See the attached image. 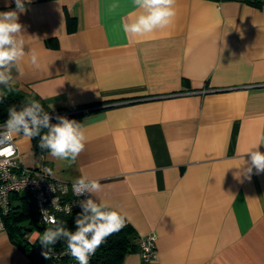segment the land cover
Masks as SVG:
<instances>
[{
  "label": "crops",
  "instance_id": "obj_1",
  "mask_svg": "<svg viewBox=\"0 0 264 264\" xmlns=\"http://www.w3.org/2000/svg\"><path fill=\"white\" fill-rule=\"evenodd\" d=\"M25 6L24 50L39 66L26 55L15 86L52 109L91 105L53 115L85 110L65 116L87 137L74 164L17 135L19 163L97 180L93 199L138 237L154 234L151 264H264V173L243 174L247 152H264V0H176L171 25L143 37L123 31L133 0ZM15 7L0 0V12ZM40 235L25 237L39 245ZM0 264L65 263L33 258L4 230ZM120 264H140L138 250Z\"/></svg>",
  "mask_w": 264,
  "mask_h": 264
},
{
  "label": "clouds",
  "instance_id": "obj_2",
  "mask_svg": "<svg viewBox=\"0 0 264 264\" xmlns=\"http://www.w3.org/2000/svg\"><path fill=\"white\" fill-rule=\"evenodd\" d=\"M14 2V10L0 12V86H3L7 93H11L15 86L12 70H20V63L26 55H30V63L33 66H39L38 54L35 51L29 54L24 50L23 26L19 23L18 14L26 11L25 0ZM175 2L176 0H133L136 11L123 23V31L132 37H143L167 28L176 15ZM4 95L5 92L0 91V99H3ZM51 120L52 117L49 112L44 111L43 105L29 98L19 110L15 106L8 109V119L0 132V142L11 141L17 135L29 139L40 137L41 149L48 150L53 158L66 162L70 167L85 148L87 137L84 127L65 116L58 115L57 123H52ZM45 129L47 131H44ZM10 154V147L0 149V156ZM247 154L248 166L243 170V174L250 179L253 169L257 174L264 173V152L259 150V145H254ZM72 187L77 196L91 194L87 199L79 201L81 211L76 215L74 230H70L55 218L43 215L42 222L53 227L46 228L38 239L45 249L43 255L46 259L51 251L49 246L63 240L67 246V254L78 264H89L90 256L106 238L125 226V217L108 204L92 198L101 188L97 180L82 176L73 182ZM57 204V198L53 199L52 205ZM64 211L71 215L72 207L66 206Z\"/></svg>",
  "mask_w": 264,
  "mask_h": 264
},
{
  "label": "built area",
  "instance_id": "obj_3",
  "mask_svg": "<svg viewBox=\"0 0 264 264\" xmlns=\"http://www.w3.org/2000/svg\"><path fill=\"white\" fill-rule=\"evenodd\" d=\"M4 124L5 122L0 123V132L3 131ZM5 147L11 148V154L0 156V232L5 230L4 219L13 211L12 195L24 194L36 213V223L43 226L51 225L42 222L43 215L57 220L58 215H68L64 211L66 206L72 207V214L79 207V201L90 196V194L77 196L73 191V182L55 178L45 163L31 167L21 165L18 161L19 151L15 137L11 141L0 142V149ZM55 198L58 200L57 206L52 205ZM30 244V254L33 258L46 259L43 255L45 251L43 246L32 242ZM50 249L47 260L78 264L70 254H67V246L58 249L50 247ZM138 253L140 264H151L155 260L157 250L154 234L139 237Z\"/></svg>",
  "mask_w": 264,
  "mask_h": 264
},
{
  "label": "trees",
  "instance_id": "obj_4",
  "mask_svg": "<svg viewBox=\"0 0 264 264\" xmlns=\"http://www.w3.org/2000/svg\"><path fill=\"white\" fill-rule=\"evenodd\" d=\"M0 91L5 92L3 99H0V123L7 121L9 108L15 106L19 110L29 98L39 101L43 105L44 111L49 112L52 119H56V117H53L56 111H69L91 105L85 104L52 109L37 94L23 91L17 86H14V90L11 93H7L6 90L3 89V86H0ZM44 131L47 130L45 129ZM31 141L34 153L45 150L41 149L39 146L40 137L32 138ZM12 199L14 201L13 211L4 219L5 230L8 232L14 244L25 253L31 255V244L25 237L27 229L31 227L33 230H37L42 234L46 228L53 227V225L43 226L36 223V213L32 204L27 201L24 194L12 195ZM80 211L81 208L79 206L71 215H58L57 221L62 222L70 230H74V221L77 213ZM25 221L28 222L27 225L23 224ZM138 239L139 237L135 233L133 227L125 221V226L119 232L107 237L100 247L97 248L95 253L90 257L89 264H120L125 254L138 250ZM64 246H66V243L63 240L58 241L54 245H50V247L55 249Z\"/></svg>",
  "mask_w": 264,
  "mask_h": 264
},
{
  "label": "water",
  "instance_id": "obj_5",
  "mask_svg": "<svg viewBox=\"0 0 264 264\" xmlns=\"http://www.w3.org/2000/svg\"><path fill=\"white\" fill-rule=\"evenodd\" d=\"M81 111H85V110H76V111L64 112V113L59 114V116L73 115V114H76V113L81 112ZM57 116H54V117H57ZM31 229L32 228L29 227L27 230H31Z\"/></svg>",
  "mask_w": 264,
  "mask_h": 264
},
{
  "label": "rangeland",
  "instance_id": "obj_6",
  "mask_svg": "<svg viewBox=\"0 0 264 264\" xmlns=\"http://www.w3.org/2000/svg\"><path fill=\"white\" fill-rule=\"evenodd\" d=\"M33 157H34L33 155H30V156H28L26 159L23 158V161L26 162V163H32ZM22 223H23V222H22ZM23 224L27 225L28 222L25 221ZM38 243H39V245H41L39 239H38ZM41 246H42V245H41Z\"/></svg>",
  "mask_w": 264,
  "mask_h": 264
}]
</instances>
